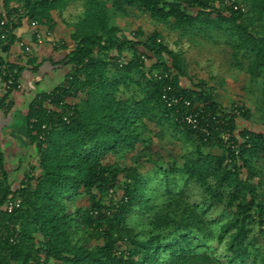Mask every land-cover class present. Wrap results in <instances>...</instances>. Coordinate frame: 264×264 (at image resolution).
<instances>
[{
  "label": "trees",
  "instance_id": "16d2710c",
  "mask_svg": "<svg viewBox=\"0 0 264 264\" xmlns=\"http://www.w3.org/2000/svg\"><path fill=\"white\" fill-rule=\"evenodd\" d=\"M0 1L10 28L2 40L0 25V59L15 71L0 109L19 90L23 73L36 72L42 63L33 50L26 63L16 54L20 35L33 23L51 31L49 47L67 51L57 61L52 56L46 61L70 66L60 84L36 95L28 107L27 134L38 153L34 173L15 187L0 150V264H208L211 257L196 251L194 236L210 235L202 220L214 203L233 213L218 237L226 240L228 264H246L260 235L264 251V228L251 237L255 222L264 226V197L254 182L259 176L254 159L264 160V132L238 131L237 118H251L244 101L226 109L214 88L190 75L160 29L140 39L139 32L129 36L109 17V7L125 15L137 11L170 22L183 34L223 37L238 63L248 59L246 73L257 81L264 77V0ZM76 1H83L82 16L58 34V19ZM34 41L39 44L35 36ZM122 57L126 61L120 64ZM184 77L193 88L183 85ZM168 86L170 95L191 100L190 107L180 105L181 111L203 109L227 119L243 140L239 154L216 137L220 130L212 129V119H205L210 135L179 122L178 108L163 98ZM262 92L258 111L264 122V84ZM230 155L233 161L227 163ZM143 164L152 172H141ZM155 174L164 175L167 188L160 202L147 189ZM176 177L198 182L208 196L193 204L183 189L174 194L171 179ZM15 197L21 206L8 212L5 203ZM80 197L86 204L76 203ZM136 217L147 220L139 230L130 223Z\"/></svg>",
  "mask_w": 264,
  "mask_h": 264
},
{
  "label": "rangeland",
  "instance_id": "374dc122",
  "mask_svg": "<svg viewBox=\"0 0 264 264\" xmlns=\"http://www.w3.org/2000/svg\"><path fill=\"white\" fill-rule=\"evenodd\" d=\"M83 1H76L70 5L62 13V17L58 19L60 27L57 33L64 35L68 30V24L76 22L83 14ZM110 23L113 25H120L125 29L129 36H134L139 32L140 39L148 38L152 31L156 28L164 33V43L169 48L179 52L189 66L190 75L197 77L196 82L204 80L207 82V88L215 89L218 99L226 109L231 108L232 105L236 106L240 101H244L246 108L250 111L249 119H245L242 115L237 118L238 131L243 128H251L258 132H264V122L260 121V108L263 105V84L264 77L259 78L257 81H251L249 75L246 73V66L248 59L241 58V63H238L232 54V48L225 42V39L220 36L212 37L201 34H196L191 31L183 34L181 29H177L170 22L156 21L146 13H130L125 15L112 7H109ZM214 38V39H213ZM41 55L35 59L37 62H44L43 57L53 56L55 60L62 58V53L47 45L42 47ZM43 60V61H42ZM26 63V60H22ZM154 59L149 60L148 66L150 67ZM42 64V63H41ZM40 64V68H41ZM66 67V66H65ZM54 69V70H53ZM50 74V68L47 70V77L41 82L44 90H51L60 84L66 75V68L57 69L53 68ZM29 73H33L29 72ZM35 77L38 73H35ZM40 81H37V83ZM182 83L187 88H193L192 83L186 77L182 78ZM1 86V84H0ZM24 85L22 83V87ZM20 88V89H21ZM232 110V109H231ZM25 126V121H22ZM238 131L235 133L238 134ZM23 135V131H19ZM29 159L27 161L18 162L11 161L9 163L8 172L14 173L15 185H20L27 176L34 173L37 166L38 153L32 147L29 150ZM167 160V159H166ZM128 163V161H127ZM141 172L146 174L152 170L151 165L143 164ZM254 166L259 172V176L254 179L257 188L264 197V160L261 157L254 159ZM152 172V171H151ZM246 174V169L243 171ZM163 174H155L152 177L155 179L149 183L147 189L150 194L156 196V201L160 202L167 197V188L163 181ZM172 190L177 194L183 189L185 192L184 197L191 203H200L203 198L208 194L196 181L189 184L185 183L184 179L173 178L171 179ZM77 204H86L84 197L78 198ZM72 210L71 204H69ZM202 208V207H201ZM233 216L232 211L226 209L224 204L214 203L213 207L206 216L207 220H202L207 227L209 236L200 234L194 236L196 251L203 255H210V259L205 262L208 264H228V255L226 249V240L220 242L218 237L221 234V227ZM147 220L142 217H136L131 220V226L136 229H141L143 223ZM264 228L263 225L259 227L258 222H255L251 231V237H255L258 229ZM251 257L246 264H261V258L264 255L263 251V237H257L255 244L250 248Z\"/></svg>",
  "mask_w": 264,
  "mask_h": 264
},
{
  "label": "built area",
  "instance_id": "2783aa9c",
  "mask_svg": "<svg viewBox=\"0 0 264 264\" xmlns=\"http://www.w3.org/2000/svg\"><path fill=\"white\" fill-rule=\"evenodd\" d=\"M17 7V5H15ZM18 8V13L20 15L23 14V11L21 8ZM0 13L3 14V16L0 18V25L3 26V32L1 33V39L5 40L8 36V33L10 32V28L8 26L9 19L7 16V12L4 9V6L2 5L0 1ZM16 13L12 15V18L15 22H17ZM31 32L32 35L35 36L36 42L39 44H43L47 39L52 37V33L49 29L43 27L42 25H38L37 23H33L31 25ZM6 43L4 42L3 45ZM17 52L16 54L18 56H21L23 59H27V57L32 53V44L29 41H26L25 39H20L17 41L16 44ZM142 59L144 61H147V58L145 56H142ZM126 61L125 57L120 58L119 62L120 64L124 63ZM15 72V71H13ZM12 71H8L5 68V64H3L2 60L0 59V78H1V86H0V99L2 98L3 94L6 93L7 90H9L10 86L15 81L14 74ZM7 76V79L3 80V77ZM156 76L158 74L156 73ZM18 87L19 89L22 87L21 78L18 80ZM172 89L171 86H168L164 89L163 98L168 103L169 106H176L178 109L175 113L176 119L181 122L190 125L194 130H197L203 134L210 135L212 134V131H210V122L205 121L206 118L212 119L214 122L212 129L214 130H220V134L216 135V137H220L222 141L224 142L225 146L235 155L239 154L241 143L243 140L240 137H237L235 132L231 130L229 127V123L227 122V119L220 117L217 114H213L211 112H208L205 114L203 109L192 111V110H182L180 108V105H185L186 107H190L192 105L191 100L185 98L182 94H172L170 95V92L168 91ZM46 107L50 110L52 109V103L51 100L46 101ZM45 127V126H43ZM230 155L227 159V163H231L233 161V158ZM21 206V199L20 198H10L5 203V208L8 212H13L16 208H19Z\"/></svg>",
  "mask_w": 264,
  "mask_h": 264
},
{
  "label": "crops",
  "instance_id": "0c3cea01",
  "mask_svg": "<svg viewBox=\"0 0 264 264\" xmlns=\"http://www.w3.org/2000/svg\"><path fill=\"white\" fill-rule=\"evenodd\" d=\"M22 39L29 41L32 45L33 53L36 57L41 55L42 47L44 45H49L51 42H44L43 44L34 43V36L30 29H25L20 35ZM67 51L63 52L62 55ZM13 56V55H12ZM62 56V57H63ZM14 60L16 59V55L12 57ZM48 57H43L44 62L41 64V68L36 72L29 73L32 71L26 70L22 77L21 83H23L24 88L19 90H15L12 92L9 98V103L7 107H3L0 109V139H1V152L4 155L6 169L8 170L9 163L11 161L22 162L27 161L29 159V150L32 147L36 150L34 145H31L28 134H27V121L26 114L28 111V107L33 100V98L42 93L48 92L51 90H44L41 86L42 80L47 77V70L50 68V74L53 68L62 69L66 68L65 72L67 73L70 69L69 65H52L54 63L55 57L52 56L53 61H46ZM42 60V61H43ZM58 60V59H57ZM56 60V61H57ZM38 61V60H37ZM41 63V62H40ZM66 66V67H65ZM54 70V69H53ZM63 70V69H62ZM35 73L38 75L35 77ZM37 81H40L37 83ZM1 84V78H0ZM56 87V86H55ZM4 95V94H3ZM3 97V96H2ZM22 121H25V126L22 125ZM23 131V135L19 133V131ZM37 153V152H36ZM38 162V159H37ZM9 173L10 179L13 181L15 187V177L12 176L14 173Z\"/></svg>",
  "mask_w": 264,
  "mask_h": 264
}]
</instances>
